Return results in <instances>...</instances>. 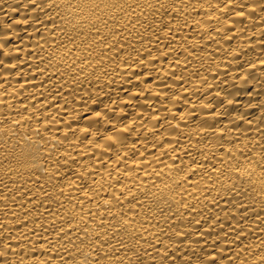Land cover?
<instances>
[{
    "label": "bare ground",
    "instance_id": "1",
    "mask_svg": "<svg viewBox=\"0 0 264 264\" xmlns=\"http://www.w3.org/2000/svg\"><path fill=\"white\" fill-rule=\"evenodd\" d=\"M0 264H264V0H0Z\"/></svg>",
    "mask_w": 264,
    "mask_h": 264
}]
</instances>
